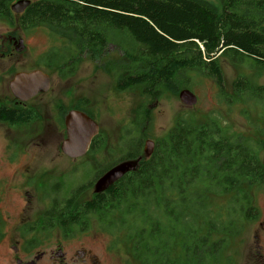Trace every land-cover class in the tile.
<instances>
[{
    "label": "trees",
    "instance_id": "1",
    "mask_svg": "<svg viewBox=\"0 0 264 264\" xmlns=\"http://www.w3.org/2000/svg\"><path fill=\"white\" fill-rule=\"evenodd\" d=\"M17 1L0 0V19H17L24 30L46 25L72 39L65 42L71 57L51 49L43 58L61 75H72L81 55L104 54L113 33L124 36L128 63L117 65V88L140 87L152 101L166 91L177 92L175 79L185 71L197 70L223 86L220 58L264 65L259 53L264 49L262 0H220L219 6L207 0H33L20 15L11 10ZM76 49L79 53L73 54ZM235 89L244 94L248 82L240 78ZM25 113L4 108L0 119L23 125L34 118ZM136 138L125 145L134 157L144 145L142 134ZM100 141L101 136L92 145ZM254 186L264 188V165L255 149L232 142L215 122L179 118L156 142L152 156L109 187L105 198L98 195L90 208L97 215L107 211L119 216L110 218L112 235L127 231L133 220V254L141 264H178L174 245L200 264H210L227 241H216L215 235H234L238 216L249 221L259 217L248 191ZM231 193L236 196L214 211L209 196ZM179 239L182 243L176 244Z\"/></svg>",
    "mask_w": 264,
    "mask_h": 264
},
{
    "label": "rangeland",
    "instance_id": "2",
    "mask_svg": "<svg viewBox=\"0 0 264 264\" xmlns=\"http://www.w3.org/2000/svg\"><path fill=\"white\" fill-rule=\"evenodd\" d=\"M207 1L220 5V0ZM6 33L24 39L25 50L17 52L13 48L10 57L0 60V71H5L4 75L9 77L5 78V91L0 87V98L15 100L10 93L9 81L21 71L42 70L50 75L52 82L50 91L36 99L47 121L43 118L28 126L0 130V217L6 237L9 236L4 224L8 215L6 211H14L20 206L21 193L28 202L32 201L33 207L29 208L35 207L33 211L28 210V214L37 216L45 206L43 200L50 182L63 180L69 188L86 183L105 165L122 157L129 138L135 136L137 139L136 136L142 134L144 142L153 140L156 143L167 136L179 118L191 119L196 124L215 122L232 142L242 141L255 149L264 164V95H241L233 88L239 77L247 78L253 87H264V67L252 60L236 64L230 59L220 58L223 86L197 70L182 72L175 79L177 92L166 91L159 100L152 101L143 96L140 87L124 92L117 88V65L128 63L125 53L129 44L124 42L127 40L124 36L113 33L108 50L101 56L81 55L76 71L66 76L56 68H49L43 58L51 49L71 57L72 54L65 50V42L72 41L68 36L46 25L24 30L17 19L13 22L0 19V34ZM72 53H79L78 49ZM186 89L198 98L193 107L185 106L180 100V93ZM79 107L100 125L102 149L97 154L74 160L61 152V144L66 138L63 125L59 123V134L45 135L43 131L52 117L53 120L57 116L63 118ZM248 191L253 205L259 210V217L249 221L238 216L234 235H215L216 241L223 238L227 241L210 264H264V188L254 186ZM234 196L235 193L211 195L209 202L214 211H219ZM102 216L99 214L92 221L91 233L97 234L99 252L107 264H141L133 254L136 238L133 220L129 221L127 231L124 229L107 237L103 235L105 232H100ZM108 216L119 219L118 215ZM2 241L7 240L4 238ZM110 242H117V246L109 252L106 246ZM180 243L181 239L176 241V244ZM171 249L178 264H200L198 259L188 257L181 245H174Z\"/></svg>",
    "mask_w": 264,
    "mask_h": 264
},
{
    "label": "flooded vegetation",
    "instance_id": "3",
    "mask_svg": "<svg viewBox=\"0 0 264 264\" xmlns=\"http://www.w3.org/2000/svg\"><path fill=\"white\" fill-rule=\"evenodd\" d=\"M262 1L258 9H261L264 15V0ZM260 23L262 27H264V19L260 20ZM19 40V37L13 33L0 34V60L12 55L11 50L13 48L16 49ZM259 53L264 57V49L260 50ZM250 60L256 65L264 67L263 64L253 59ZM2 71L3 70H1L0 73ZM4 72L5 71H3L2 76H0V87L2 91H5L7 87L5 78L6 80L9 78L6 74L4 75ZM8 75L10 76V74ZM241 78H244L246 83L248 82L249 88L244 94L240 93L241 95H264V87H253L247 78ZM11 80L9 81V89ZM238 80H236L233 85L235 92V83ZM10 93H12L11 89ZM44 94L46 93L39 94L29 101H21L15 97V100L11 98L8 99V97L0 98V110L7 108L18 111L19 113L26 112L24 114L26 117L28 115L34 117L33 119L25 120L26 117L24 116L22 120L25 121L21 122L25 123L23 125H19L20 123L11 124L9 121L0 119V130H12V128L28 126L36 121L44 120L43 118L47 121L48 118L41 114L42 108L39 104H36V99L42 98ZM46 114L49 115L48 111ZM51 121L48 122L43 131L45 135L53 133L59 134L60 123L64 128L63 134L67 136L65 117L59 119V116H57L55 120ZM6 126L9 129H3ZM97 137H100V134ZM101 149V144L95 146L91 145L86 155L97 154ZM129 151L130 150L126 147L120 159L105 165L103 169L97 171L94 177L86 183H79L77 186L69 188L63 180H54L50 182L48 184L45 200H43L45 206L43 210L39 211L37 216L31 217V215L28 214V210L33 211L35 207L29 208L33 207L32 201L28 202V200L24 198L25 195L21 193L20 206L14 211H6L8 215L5 216L4 224L6 230L9 231L8 237H6L4 233V227L1 224L0 217V264H107L106 259L103 258L99 252L101 248L99 247L97 234L91 233V223L98 215L97 212L90 208V203L96 200L98 195H101L102 198L106 197L104 194L107 193L109 189L102 193L95 192L96 183L105 173L123 162L138 161L139 168L141 161L146 158L144 156V145L136 157ZM5 203L6 202H4V204ZM1 206L2 205H0V208ZM12 207H14V205H12ZM106 213L107 211L101 212L103 216L100 221V232H105L103 235L108 237V234L112 235L111 232L108 231L111 219L107 215L108 213ZM4 238H6V242L2 241ZM116 246L117 242H110V245L107 243L106 250L110 252L114 250Z\"/></svg>",
    "mask_w": 264,
    "mask_h": 264
},
{
    "label": "water",
    "instance_id": "4",
    "mask_svg": "<svg viewBox=\"0 0 264 264\" xmlns=\"http://www.w3.org/2000/svg\"><path fill=\"white\" fill-rule=\"evenodd\" d=\"M31 0H19L11 6L14 14L20 15L31 5ZM25 44L20 39L17 52H23ZM51 77L42 70L16 73L11 82L10 89L13 96L21 101H29L35 96L49 92ZM181 102L187 107L197 104V96L190 90H183L180 95ZM66 138L61 144V151L74 160L87 154L93 140L100 134V125L88 114L80 110H72L65 116ZM156 143L147 140L144 143V156L150 158L155 151ZM138 169V161L123 162L105 173L96 183L95 192L102 193L113 186L126 174Z\"/></svg>",
    "mask_w": 264,
    "mask_h": 264
}]
</instances>
